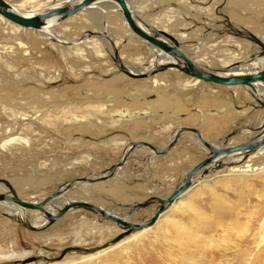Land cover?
<instances>
[{
  "label": "rangeland",
  "instance_id": "374dc122",
  "mask_svg": "<svg viewBox=\"0 0 264 264\" xmlns=\"http://www.w3.org/2000/svg\"><path fill=\"white\" fill-rule=\"evenodd\" d=\"M11 1L34 14L65 0ZM130 1L150 27L186 34L182 49L193 61L205 57L210 69L221 70L223 58L239 55L244 62L261 51L236 30L264 40V0ZM108 8L102 23L84 11L52 27L72 40L90 33L88 42L74 45L0 17V179L24 199L40 200L73 177L104 173L133 140L162 147L178 127L193 126L206 138L222 141L263 121L264 108L243 87L193 84L172 69L128 76L105 43L107 28L110 37L120 40L118 55L127 65L143 68L155 54L146 41L128 33L121 13ZM155 76L164 83L154 85ZM253 135L238 131L232 140ZM205 156L197 138L186 133L167 154L138 148L113 179L79 184L67 195L128 215L132 222L147 221L159 206L155 199L168 197ZM246 162L249 166L237 171L224 166L200 172L197 177L207 179L180 198L158 225L132 232L96 254L71 250L61 258L68 247L111 240L123 230L117 223L77 209L33 230L0 206V264H208L216 247L236 246L255 254L264 247V153L234 165ZM38 212L26 211L30 225L43 216ZM245 224L249 232L237 234L233 227ZM255 264H264V251Z\"/></svg>",
  "mask_w": 264,
  "mask_h": 264
},
{
  "label": "water",
  "instance_id": "95a60500",
  "mask_svg": "<svg viewBox=\"0 0 264 264\" xmlns=\"http://www.w3.org/2000/svg\"><path fill=\"white\" fill-rule=\"evenodd\" d=\"M104 0H79V1H68L63 4H59L56 7L49 8L43 10L34 15H24L17 11L10 2L7 0H0V14L9 20L10 22L17 24L23 28L31 29V30H42L44 26L48 24L50 20H54L55 22H63L67 20L69 17L76 15L78 12L90 7L95 2H100ZM111 2H116L123 13L124 18L128 22V25L132 32L137 35L138 37L142 38L148 44L161 49L165 53L173 56L176 59V62L171 65H164L162 70L163 71L169 67L177 68L178 70L190 75L193 78L201 80L207 83H213L217 85H224V86H243L245 90L264 108V101L259 98V94L257 92V84L264 85V66L257 67L252 69L248 72L243 73H230L229 71L225 70L223 72H219L213 69L205 68L197 63H195L192 58L186 53L184 50L180 48L178 40L164 30H154V29H147L143 27L140 22L138 21L136 15L132 11V8L128 4V0H109ZM148 27V26H147ZM237 35L244 39H248L255 43L261 51L252 55L250 59H248L244 63H252L254 60L261 59L264 57V40H262L258 35L253 33L252 31H239ZM128 76L132 78H143L147 77L146 74H138L132 73L127 70L124 71ZM158 71H154L152 74L157 73ZM228 73V74H227ZM263 135L259 141H247L241 144L232 145L230 147H222L216 149L213 144L206 141L202 135V132L197 127H189V126H180L177 128L174 136L169 141L168 145L163 148H159L154 144L149 142H141V141H134L131 142L129 148L124 151L125 153L123 156L113 165H111L107 171L110 172L106 175H98L97 177H75L68 181L64 186L66 192L70 187H72L77 182H87V183H97L101 181H106L112 179L115 175L116 170L124 166L127 159L133 154V152L138 148H146L148 147L151 151L155 152L156 155L166 154L176 143L179 141L180 137L185 132H191L199 137L204 145L212 151L209 155L201 162L196 164L190 171H188L184 178L176 185L173 189L172 193L163 199H159V206L153 213L152 217L147 221L142 222H130L125 219H122L118 216L108 213L103 208L99 207L98 205L88 202V201H72L67 203L60 212L56 214L50 213L46 208L45 205L56 196H59L63 193V190L60 189L63 185L58 187L55 191H53L50 195L38 202L26 201L20 198L13 189L10 192H0V202L8 201L12 202L21 208L24 209H31V210H39L45 215L49 217L51 222H54L60 218H62L68 211L71 209H85L96 213L106 219L112 220L117 222L121 227L125 229L123 233L118 234L111 242L114 243L120 240L125 235L130 234L131 232L152 226L156 223L159 216L165 212L168 207L175 202L182 194H184L193 182L194 176L199 172L200 169L204 168L206 165L211 164L217 157H221L227 155L229 153L241 152L243 150H251L255 151L258 150L260 147L264 146V122H263ZM244 129H237L227 135L224 140L228 141V139L232 138L238 131H242ZM206 172V171H205ZM0 183H6L4 179H0ZM145 204H149V201ZM143 205V204H142ZM31 229L37 230L38 228H34L30 226ZM71 250H80V251H90V248H82V247H68L62 251V256L65 253Z\"/></svg>",
  "mask_w": 264,
  "mask_h": 264
},
{
  "label": "bare ground",
  "instance_id": "6f19581e",
  "mask_svg": "<svg viewBox=\"0 0 264 264\" xmlns=\"http://www.w3.org/2000/svg\"><path fill=\"white\" fill-rule=\"evenodd\" d=\"M8 2H10L11 4H12V6L17 10V11H19L20 13H22V14H24V15H28V16H30V15H34V14H37V13H39V12H37V13H34V14H30V13H26V12H24V11H22L16 4H14V2H12L11 0H7ZM68 1H74V0H65V1H60V2H57L54 6H52V7H50V8H53V7H56L57 5H59V4H63V3H65V2H68ZM76 1V0H75ZM77 1H79V0H77ZM104 3H107V4H104ZM102 4V5H101ZM104 4V5H103ZM128 4H129V6L132 8V11L134 12V14L136 15V17H137V19H138V21L140 22V24L143 26V27H146L147 29H149V30H151V29H154V30H164V31H167L168 32V30H166V28L164 27V26H154L153 28L152 27H150V25L146 22V21H144L143 22V19H141L140 17H138V15H137V13H136V10L134 9V7H133V5H132V3H131V1L130 0H128ZM100 5V6H99ZM108 5H111V6H113V10H115V11H117V12H119V13H121V15H122V18H123V21H124V24H125V26H126V29L129 31H127L129 34H131V35H133L134 33L132 32V30L130 29V27H129V25H128V22L126 21V19L124 18V16H123V13H122V10H121V8H120V6L116 3V2H111V1H109V0H104V1H100V2H95V3H93L90 7H87L86 9H84V10H82V11H80V12H84V11H88V13L89 12H91V14L92 15H94V17L95 18H97L96 20H97V22L99 23H102V21H104L105 20V18H106V20H107V18H108V15H107V12H109V8H108ZM46 9H49V8H46ZM46 9H44V10H46ZM43 11V10H42ZM41 12V11H40ZM79 13V12H78ZM0 17L1 18H3V19H6V18H4L1 14H0ZM70 18V17H69ZM92 19V18H91ZM7 20V19H6ZM9 21V20H8ZM94 21V20H93ZM67 22V21H66ZM12 23V22H11ZM58 23H61V22H55L54 20H50L49 22H48V24L46 25V26H44V28L42 29V30H36V31H40V32H43V37H45V38H49V39H54V40H57L58 42H60L61 44H65V45H74V44H78V43H82V42H88L89 41V37H88V35L90 34L87 30V32H85L84 34H83V36L82 37H78V36H76V38L75 39H70V38H68V37H64V36H61V34H59V33H57L56 31H54V29H52V27H54V26H56ZM147 23V24H146ZM14 24V23H13ZM15 25H17V24H15ZM149 25V26H148ZM19 26V25H18ZM102 26V25H101ZM100 26V27H101ZM108 27H109V25H107ZM148 26V27H147ZM21 27V26H20ZM102 27H104V26H102ZM105 28V27H104ZM107 28V27H106ZM102 29V28H101ZM108 32L106 33L105 32V34H106V36L108 37V39H109V41H107L106 39H104L105 40V43H107L108 45L107 46H109V49H112L113 51H114V58H117V60H118V64H119V66L123 69L122 71L124 72L125 70H127V71H129V72H132V73H138V74H146L147 76H150L154 71H160V69L162 70V68L164 67V65H171V64H173V63H175L176 62V59L173 57V56H171V55H169V54H167V53H165L164 51H162L161 49H158V48H156V47H154V46H152V45H150L149 44V46L151 47V50H152V52L155 54V57L154 58H152L151 60H150V63H149V65H145V66H143V68H136L135 66H132V65H127L126 63H124L122 60H120V56L118 55V51H117V47H118V43H119V41L118 40H114L112 37H110L109 35V28H107L106 29ZM239 31H241V30H236V33L237 32H239ZM104 32V31H103ZM243 32H245V31H243ZM102 33V32H101ZM169 33V32H168ZM171 35H173L177 40H178V42H179V45H180V48L182 49V46H181V41H183V40H186V38L188 37V36H186V34H184V33H179V34H172V33H170ZM135 35V34H134ZM190 37V36H189ZM100 38H102V37H100ZM48 39V40H49ZM60 39V40H59ZM248 40V39H247ZM122 41H124V39L122 40ZM250 41V40H249ZM188 42V41H187ZM237 44H238V42H236ZM234 45V44H233ZM236 45V44H235ZM241 45V44H240ZM64 46V45H63ZM62 46V47H63ZM237 46H239V44L237 45ZM69 47V46H68ZM239 48V47H238ZM183 50V49H182ZM186 52V51H185ZM187 53V52H186ZM239 54V53H238ZM237 54V55H238ZM192 56V55H191ZM252 57V56H251ZM250 57V58H251ZM240 57H239V55H238V58L236 59V58H233V59H230V58H223V64H222V69L220 70H218V69H213V70H216V71H219V72H223V71H225V70H227V71H229L230 73H237V74H239V73H243V72H248V71H250V70H252V69H255V68H257V67H262V66H264V57L263 58H261V59H257V60H254L252 63H244V62H246V61H244V62H241V61H239L238 59H239ZM249 58V59H250ZM241 60V59H240ZM201 62H199L198 60H195L194 62L195 63H197V64H199V65H201V66H203V67H205V68H208L207 66V61L205 60V57L204 58H201V60H200ZM135 63H139V64H143V62H140V61H137V62H135ZM257 63H261L262 65L261 66H257ZM257 66V67H256ZM142 67V66H141ZM167 69H172V70H176V71H180V70H178L177 68H174V67H169V68H167ZM208 69H210V68H208ZM157 72V74H159ZM125 73V72H124ZM181 73H184V72H181ZM184 74H186V73H184ZM228 74V73H227ZM155 75H156V73H155ZM187 75V74H186ZM187 76H189L190 78H192L191 80H192V83L193 84H197V83H199V82H201V83H207V82H203V81H201V80H198V79H196V78H193V77H191L190 75H187ZM156 77V76H155ZM164 80L161 78V79H159V78H154V80H153V82H154V85H162L164 82H163ZM222 86H224V85H222ZM232 87V86H231ZM233 87H243V86H233ZM243 89L245 90V88L243 87ZM261 90H264V85H261V84H257V92H258V94H259V98L262 100V101H264V95H262V93H261ZM246 91V90H245ZM247 92V91H246ZM148 94V93H147ZM149 96V95H148ZM256 101V100H255ZM257 102V101H256ZM254 105H259L258 103L257 104H254ZM263 122H264V118H263V121H262V123L258 126V127H247V128H242V129H244V130H242V131H245V130H247V131H251L254 135L251 137V138H249V139H247L246 141H244V142H247V141H259L260 139H261V137H262V135H263V131H261L262 130V128H263ZM189 127H191V126H189ZM201 132H202V135H203V137H204V139L206 140V141H208V142H210L211 144H213L214 145V147L216 148V149H219V148H222V147H230V146H232V145H237V144H232L233 143V138H230V139H228V141H225L224 139L222 140V143L221 144H219V143H217V142H212V141H210L209 139H207L206 137H205V135H204V133H203V131L200 129V128H198ZM177 130V129H176ZM176 132V131H175ZM175 132H174V134H175ZM186 133H189V134H192V135H194L196 138H197V140H198V142L200 143V145L202 146V148H204L205 150H206V156L202 159V160H200V161H198V162H196L192 167H191V169L196 165V164H198L199 162H201V161H203L208 155H209V153H212V151H214V149H210V148H208L206 145H204V143L202 142V140L199 138V137H197L195 134H193V133H191V132H185L184 134H186ZM174 134H173V136H174ZM183 134V135H184ZM182 135V136H183ZM172 136V137H173ZM182 136L180 137V139H179V141L181 140V138H182ZM134 141H141V142H149V143H151L150 141H145V140H133L132 142H134ZM178 141V142H179ZM177 142V143H178ZM244 142H242V143H244ZM169 143V142H168ZM168 143H167V145H168ZM176 143V144H177ZM131 144V143H130ZM130 144L126 147V149H125V151L129 148V146H130ZM151 144H153V143H151ZM238 144H241V143H238ZM155 145V144H154ZM167 145H165V146H162V147H160V146H157V147H159V148H163V147H166ZM174 147V146H173ZM172 147V148H173ZM142 148V147H141ZM171 148V149H172ZM145 149H149L148 147H146ZM170 149V150H171ZM150 150V149H149ZM169 150V151H170ZM168 151V152H169ZM167 152V153H168ZM125 153V152H124ZM123 153V154H124ZM134 153V152H133ZM152 153L153 154H155V152H153L152 151ZM166 153V154H167ZM256 153H258V154H261V153H264V146H262V147H260L258 150H255V151H251V150H243V151H241V152H233V153H229V154H227V155H224V156H221V157H217L211 164H209V165H206L204 168H202V169H200L199 170V172L194 176V178H193V182H192V184H191V186L189 187V189L184 193V194H182L175 202H173L169 207H168V209L165 211V212H163L160 216H159V218L157 219V221H156V223L154 224V225H158L162 220H164V218H165V214H166V212H168L169 210H171V208H173V207H175L178 203H179V201H180V198H182L184 195H186L191 189H193L196 185H198L200 182H202V181H204V180H206L207 179V176H204L205 174H206V172L209 170V169H214V168H218V167H221V168H224V166H227V169L228 170H234V171H237V170H239L241 167H247V166H249V164L246 162V163H244L243 165H240V166H238V165H234V164H242L243 162H245L247 159H248V157L251 155V154H256ZM123 154H122V156H123ZM156 155V154H155ZM162 155H164V154H162ZM121 156V157H122ZM248 161H250V160H248ZM232 165H234V166H232ZM123 167V166H122ZM121 167V168H122ZM120 168V169H121ZM220 168V169H221ZM119 168L116 170V172H115V175H114V177L118 174L117 172L120 170ZM191 169H189L188 171H190ZM247 170V169H246ZM206 171V172H205ZM200 172H203V177H201V178H199V177H197L199 174H200ZM110 172H108V171H105L104 173H100V174H98V175H106V174H109ZM98 175H96L95 177H97ZM202 176V175H201ZM94 177V176H93ZM113 177V178H114ZM73 178H75V177H73ZM112 178V179H113ZM72 179V178H71ZM110 180V179H109ZM102 182V181H101ZM98 183V182H97ZM2 183H0V192H11L12 190L11 189H13L14 190V192H16V190L11 186V185H9V187H6V186H2L1 185ZM66 184V182L65 183H63L62 185V187L60 188V189H62L63 190V193L61 194V195H59V196H56L55 198H52L46 205H45V208L50 212V213H52V214H56V213H58V212H60V210L67 204V203H70V202H72V201H88V202H91V203H94V201H91V200H87V199H74V200H72V198H70V197H68V192L69 191H71L72 189H74L75 187H77V185H79V184H82V185H84V186H91V185H93L94 183H87V182H77V183H75L72 187H70L66 192H64V190H65V187L66 186H64ZM2 186V187H1ZM61 186V185H60ZM59 186V187H60ZM16 194L20 197V195L16 192ZM51 194V193H50ZM49 194V195H50ZM48 196V195H47ZM46 196V197H47ZM46 197H44V198H46ZM20 198H22V197H20ZM44 198H42V199H40V200H27V199H24V198H22V199H24V200H26V201H32V202H38V201H41V200H43ZM150 201H152V200H150ZM154 201V200H153ZM155 201H159V199H155ZM150 203V202H149ZM49 204V207H46L47 205ZM95 204V203H94ZM139 204V205H138ZM143 204V205H142ZM97 205V204H96ZM138 205V207H144V206H146L147 204H145V202L143 203H137L136 205H135V207ZM0 206H4L5 207V209L9 212V214H12V215H14L15 216V218H17L20 222H22V223H24V224H27V225H29V226H32V227H34V228H38V227H40V226H44V225H48V224H50V223H52L51 222V220L49 219V217L47 216V215H45L44 213H42L41 211H39V210H36V211H39L38 213L40 214V215H43L44 217H46V218H40L38 221H36V220H34V221H32V222H34L35 224H32V225H30V221L28 222L27 220H28V218H27V216H26V211H29V210H31V209H24V208H21L20 206H18V205H16V204H14V203H12V202H8V201H4V202H0ZM99 206V205H98ZM99 207H101V206H99ZM138 207H136L135 209H137ZM101 208H103V207H101ZM104 209V208H103ZM134 209V210H135ZM75 210H77V209H71L70 211H68L67 213H69V212H71V211H75ZM104 210H106L108 213H110V214H113V215H115V216H118V217H120V218H122V219H125V220H127V221H130V222H132L131 220H130V216H128V215H120V214H117V213H114L113 211H109V210H107V209H104ZM35 211V210H34ZM2 212V211H1ZM66 213V214H67ZM93 213V212H92ZM65 214V215H66ZM94 214H96V213H94ZM64 215V216H65ZM97 215V214H96ZM63 216V217H64ZM97 216H100V215H97ZM100 217H102V216H100ZM152 217V216H151ZM39 218V217H38ZM102 218H104V217H102ZM104 219H106V218H104ZM31 220H33V218L31 219ZM106 220H109V219H106ZM110 221H112V220H110ZM113 222H115V221H113ZM115 223H117V222H115ZM174 224H176V223H174ZM117 225L118 226H120L118 223H117ZM154 225H152V226H154ZM152 226H149V227H146V228H150V227H152ZM235 226V225H234ZM239 227H233V228H237V234H239V235H245V233L246 232H249V224H245V225H238ZM121 227V226H120ZM123 230H122V232H119L118 234H120V233H123L124 231H125V229L123 228V227H121ZM146 228H143V229H146ZM39 229V228H38ZM143 229H140V230H137V231H141V230H143ZM178 230H185L183 227H179L178 228ZM234 230V229H233ZM137 231H134V232H137ZM132 233V232H131ZM189 233L193 236V231L191 230V229H189ZM117 234V235H118ZM116 235V236H117ZM129 235V234H128ZM115 236V237H116ZM125 236H127V235H125ZM124 236V237H125ZM115 237H113L111 240H109V241H107V242H105V243H103V244H101V245H98V246H94V247H82V248H90V249H92V250H90V251H88V252H86V251H82V252H84V253H86V254H88V253H91V254H96V253H100V252H103V251H105V250H108L109 248H111V247H113V246H115L116 244H118L121 240H123V238L124 237H122L120 240H118V241H116V242H114V243H112L111 241L115 238ZM180 248V250H183L184 249V247H179ZM182 248V249H181ZM217 248V250L216 251H213L211 254H209L210 256H208L209 257V260H208V264H255V262H256V260L257 259H259L260 258V256H261V253L264 251V247H262V248H259V249H257V252L255 253V254H253L252 253V251H249L246 247H216ZM80 251V250H79ZM66 254V253H65ZM253 256V257H252ZM63 257V256H62Z\"/></svg>",
  "mask_w": 264,
  "mask_h": 264
},
{
  "label": "crops",
  "instance_id": "0c3cea01",
  "mask_svg": "<svg viewBox=\"0 0 264 264\" xmlns=\"http://www.w3.org/2000/svg\"><path fill=\"white\" fill-rule=\"evenodd\" d=\"M261 93H262V95H264V90H261ZM259 126V125H258ZM257 126V127H258ZM204 135H205V133H204ZM206 136V135H205ZM208 139V138H207ZM210 141H212V142H217V143H219V144H221L222 143V141H220V140H211V139H209ZM247 139H245V140H243V141H240V142H236V141H234L233 142V144H238V143H242V142H244V141H246ZM202 160V159H201Z\"/></svg>",
  "mask_w": 264,
  "mask_h": 264
}]
</instances>
